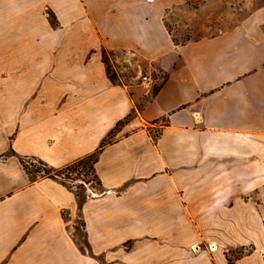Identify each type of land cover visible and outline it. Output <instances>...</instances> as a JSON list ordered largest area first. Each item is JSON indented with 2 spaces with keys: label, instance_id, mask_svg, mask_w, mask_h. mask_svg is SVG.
<instances>
[{
  "label": "crops",
  "instance_id": "1",
  "mask_svg": "<svg viewBox=\"0 0 264 264\" xmlns=\"http://www.w3.org/2000/svg\"><path fill=\"white\" fill-rule=\"evenodd\" d=\"M186 1L0 0V264H264V0L178 42ZM104 49L165 75L140 108ZM97 150L81 200L24 165Z\"/></svg>",
  "mask_w": 264,
  "mask_h": 264
},
{
  "label": "rangeland",
  "instance_id": "2",
  "mask_svg": "<svg viewBox=\"0 0 264 264\" xmlns=\"http://www.w3.org/2000/svg\"><path fill=\"white\" fill-rule=\"evenodd\" d=\"M187 0L182 5L176 7L167 17V25L178 42L186 41L187 39L198 37L204 34H210L216 29L222 27L223 22L225 26H232L237 24L250 9V0ZM29 5V4H28ZM32 5V4H30ZM47 4L39 2L33 4V10L39 14L47 12L49 21L55 25L54 17L49 15L52 11H48ZM16 6L9 4L7 6L8 12H16ZM15 16L13 15L12 21ZM12 21L7 19L8 29L12 25ZM7 29V30H8ZM105 50V64L109 78L120 84L135 85L139 94L142 96V102L137 106L140 108L145 101L149 100L151 94H146L142 86V76L148 74L154 81V90L158 88L160 82L165 75L151 66L144 67L141 62H136L126 59V54L122 52H113ZM141 85V86H140ZM154 93V92H153ZM117 127L116 129H118ZM151 133L154 137L159 135V127H151ZM118 135L117 130L107 138V141H112ZM25 165L28 172L33 177L55 175L53 177L61 180L64 184L71 187L76 192L78 197L83 199L85 197V189L87 187L96 188L100 190V183L96 176L94 169V158H86L75 164H71L63 169L55 170L46 167L40 160L26 159ZM244 248H237L229 250L230 259H235L245 253Z\"/></svg>",
  "mask_w": 264,
  "mask_h": 264
},
{
  "label": "built area",
  "instance_id": "3",
  "mask_svg": "<svg viewBox=\"0 0 264 264\" xmlns=\"http://www.w3.org/2000/svg\"><path fill=\"white\" fill-rule=\"evenodd\" d=\"M141 84L144 87L146 94H152L154 92V81L150 75H143Z\"/></svg>",
  "mask_w": 264,
  "mask_h": 264
},
{
  "label": "trees",
  "instance_id": "4",
  "mask_svg": "<svg viewBox=\"0 0 264 264\" xmlns=\"http://www.w3.org/2000/svg\"><path fill=\"white\" fill-rule=\"evenodd\" d=\"M104 54H105V50H103V58H104V61H105V56H104ZM157 91V88H155V90H154V92H156ZM107 142H109V141H107V139L103 142V144H105V143H107ZM98 151L99 150H97L96 152H94L93 154H91V155H89V156H87L86 158H90V157H93L94 158V164H95V162L97 161V156H98ZM86 158H84V159H86ZM84 159H82V160H84ZM82 160H79V161H77V162H80V161H82ZM77 162H75V163H77ZM41 163H43L42 161H41ZM74 163V164H75ZM24 165H25V162H24ZM43 165L44 166H46V167H48L45 163H43ZM26 166V165H25ZM27 168V167H26ZM49 168H51V167H49ZM51 169H53V168H51ZM49 176H51V177H53V176H55V175H49ZM33 177V176H32ZM57 177V176H56ZM34 178V177H33Z\"/></svg>",
  "mask_w": 264,
  "mask_h": 264
}]
</instances>
